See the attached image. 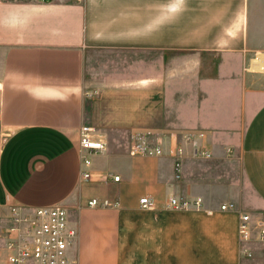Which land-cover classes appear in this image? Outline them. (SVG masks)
<instances>
[{
  "label": "crops",
  "instance_id": "0c3cea01",
  "mask_svg": "<svg viewBox=\"0 0 264 264\" xmlns=\"http://www.w3.org/2000/svg\"><path fill=\"white\" fill-rule=\"evenodd\" d=\"M99 51L143 56L129 90L179 116L150 143L163 156L108 146L82 162L86 59ZM233 174L264 212V0H0V264L17 218L56 204L78 230L75 264H243ZM172 198L200 204L168 209Z\"/></svg>",
  "mask_w": 264,
  "mask_h": 264
},
{
  "label": "built area",
  "instance_id": "2783aa9c",
  "mask_svg": "<svg viewBox=\"0 0 264 264\" xmlns=\"http://www.w3.org/2000/svg\"><path fill=\"white\" fill-rule=\"evenodd\" d=\"M187 140H195V132L184 134ZM108 149L107 142L102 136L96 134L91 127L83 126L80 131V158L85 165L91 162V154L104 153ZM133 156L155 157L163 156L164 148L151 145L148 140L140 139L131 150ZM175 168L180 173L184 149L178 145L173 151ZM193 155L200 158H209L211 153L207 150L194 149ZM85 177L89 174L85 172ZM115 181L119 177L114 178ZM144 209H154L155 203L149 197L140 200ZM200 201H184L177 198L170 199L168 209L186 210L191 206L199 205ZM90 206H99L94 199ZM102 205H107L103 203ZM228 209L227 205L222 206ZM22 225L20 234L9 245V264H75L69 255L70 247L75 243L79 234L76 228L70 225L69 213L60 204L44 206L35 210L34 217L17 218ZM238 239L243 247L245 264H264V217L253 216L243 212L239 216Z\"/></svg>",
  "mask_w": 264,
  "mask_h": 264
},
{
  "label": "rangeland",
  "instance_id": "374dc122",
  "mask_svg": "<svg viewBox=\"0 0 264 264\" xmlns=\"http://www.w3.org/2000/svg\"><path fill=\"white\" fill-rule=\"evenodd\" d=\"M142 59L143 56L139 54L111 51L91 52L86 59L87 116L84 126L93 128L96 134L107 140L108 146L117 150L125 145L131 150L140 139L154 144L159 137L169 133L157 129L179 118L178 115L160 113L163 109L158 105L159 100H155L157 106L153 111L145 107L142 88H138L136 93L133 89L129 90L127 80L143 77ZM174 61L169 58V62ZM183 61L186 59L183 58ZM238 177L235 175L236 179L233 177V180L239 181ZM237 185L234 191L242 210L264 217V212L255 209L258 199L250 187L241 181ZM261 257L264 258V254ZM241 262L245 264L246 260L242 259Z\"/></svg>",
  "mask_w": 264,
  "mask_h": 264
}]
</instances>
